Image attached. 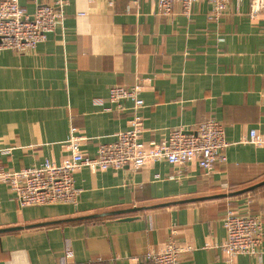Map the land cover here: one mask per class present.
I'll use <instances>...</instances> for the list:
<instances>
[{
  "label": "crops",
  "instance_id": "crops-1",
  "mask_svg": "<svg viewBox=\"0 0 264 264\" xmlns=\"http://www.w3.org/2000/svg\"><path fill=\"white\" fill-rule=\"evenodd\" d=\"M54 1L20 5L33 14ZM67 1L45 42L0 51V168L60 164L72 129L95 157L135 117L133 100L124 112L109 101L116 86L140 88L143 142L158 145L172 129L214 118L225 126L227 162L210 174L167 161L138 171L84 167L77 205L22 207L2 184L0 230H18L0 233V264H132L172 240L191 248L182 264H264V184L229 196L264 182V148L246 142L253 129L264 134V15L250 16V0H230L218 20L206 0L190 16L180 3L164 16L152 0ZM132 209L142 210L80 219ZM229 210L261 215L258 255L224 258Z\"/></svg>",
  "mask_w": 264,
  "mask_h": 264
},
{
  "label": "built area",
  "instance_id": "built-area-1",
  "mask_svg": "<svg viewBox=\"0 0 264 264\" xmlns=\"http://www.w3.org/2000/svg\"><path fill=\"white\" fill-rule=\"evenodd\" d=\"M158 13L170 16L173 5L180 3L183 14L190 16L193 5L200 0H152ZM212 5L211 20H218L226 11L230 0H206ZM67 0L41 3L33 14L20 5V0H0V51L12 49L18 53L34 50L45 42L50 33L64 20ZM250 16L264 15V0H250ZM140 88L127 89L116 86L110 89L109 101L117 112H124L126 100L134 101L135 117L131 128L117 134L111 143L99 145L97 155L91 157L82 150L85 137L71 130L67 141L68 155L60 163L45 161L40 167L19 171L0 168V185L4 184L15 195L22 207L77 205L81 190L75 186V174L81 168L92 172L129 168L138 171L159 161L185 167L196 163L205 174H210L215 164L226 163L225 126L209 118L193 127L172 129L158 145L142 141V119L137 110L145 103L139 98ZM264 105V91L261 94ZM247 143L264 148V134L253 129ZM226 237L220 244L225 259L230 262L240 255L256 256L263 240V219L259 214L242 215L228 211L223 222ZM191 248L170 241L161 250L150 252L132 264H182V255Z\"/></svg>",
  "mask_w": 264,
  "mask_h": 264
},
{
  "label": "water",
  "instance_id": "water-1",
  "mask_svg": "<svg viewBox=\"0 0 264 264\" xmlns=\"http://www.w3.org/2000/svg\"><path fill=\"white\" fill-rule=\"evenodd\" d=\"M263 184H264V182L259 184V185L254 186V187H251L249 189L232 193L229 196H236V195L245 193L247 191L254 190L255 188H257V187H259L260 185H263ZM222 196H227V195H222ZM162 206H164V205H162ZM139 210H142V209H132V210H127V211H116V212H110V213H103V214H100V215H92V216L83 217V218H80V219H92V218H99V217H105V216L122 215L124 213H130V212H135V211H139ZM129 219H132V218H128L127 220H129ZM14 230H18V228L3 229V230H0V233L10 232V231H14Z\"/></svg>",
  "mask_w": 264,
  "mask_h": 264
},
{
  "label": "rangeland",
  "instance_id": "rangeland-1",
  "mask_svg": "<svg viewBox=\"0 0 264 264\" xmlns=\"http://www.w3.org/2000/svg\"><path fill=\"white\" fill-rule=\"evenodd\" d=\"M229 211H233V210H229ZM235 212V211H234Z\"/></svg>",
  "mask_w": 264,
  "mask_h": 264
}]
</instances>
